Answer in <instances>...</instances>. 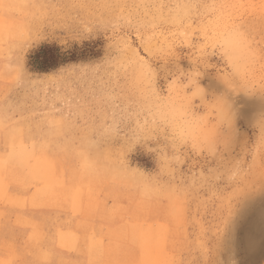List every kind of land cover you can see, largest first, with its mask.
<instances>
[{"label": "rangeland", "instance_id": "obj_1", "mask_svg": "<svg viewBox=\"0 0 264 264\" xmlns=\"http://www.w3.org/2000/svg\"><path fill=\"white\" fill-rule=\"evenodd\" d=\"M0 264H264V0H0Z\"/></svg>", "mask_w": 264, "mask_h": 264}, {"label": "trees", "instance_id": "obj_2", "mask_svg": "<svg viewBox=\"0 0 264 264\" xmlns=\"http://www.w3.org/2000/svg\"><path fill=\"white\" fill-rule=\"evenodd\" d=\"M33 59V65L40 70H50L62 61L58 48L54 46L42 47Z\"/></svg>", "mask_w": 264, "mask_h": 264}]
</instances>
